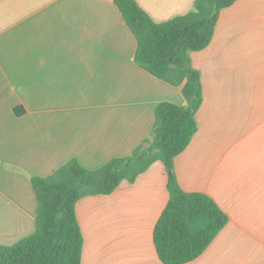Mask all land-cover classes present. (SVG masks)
Returning a JSON list of instances; mask_svg holds the SVG:
<instances>
[{
    "label": "crops",
    "instance_id": "obj_1",
    "mask_svg": "<svg viewBox=\"0 0 264 264\" xmlns=\"http://www.w3.org/2000/svg\"><path fill=\"white\" fill-rule=\"evenodd\" d=\"M156 23L194 0H135ZM136 39L113 0H0V244L34 231L30 178L75 157L97 168L150 137L162 101L186 103L134 62ZM202 101L197 131L173 161L185 191L228 220L183 264H264V0L220 10L210 43L190 53ZM169 199L164 165L76 203L81 264H163L154 225Z\"/></svg>",
    "mask_w": 264,
    "mask_h": 264
},
{
    "label": "trees",
    "instance_id": "obj_2",
    "mask_svg": "<svg viewBox=\"0 0 264 264\" xmlns=\"http://www.w3.org/2000/svg\"><path fill=\"white\" fill-rule=\"evenodd\" d=\"M113 1L136 39L134 62L166 83L181 86L186 103H158L150 137L128 155L93 169L73 157L49 175L32 176L34 231L11 245L0 244V264H81L83 237L76 203L85 196L110 194L123 180L134 182L155 161L164 165L169 191L153 229L163 264L195 259L228 220L210 195L181 188L173 161L197 131L195 113L202 101L200 75L190 53L210 43L220 10L236 0H194L190 11L160 23L135 0Z\"/></svg>",
    "mask_w": 264,
    "mask_h": 264
}]
</instances>
